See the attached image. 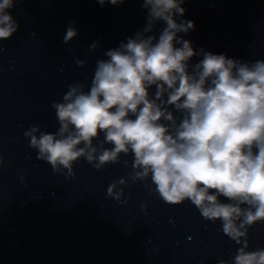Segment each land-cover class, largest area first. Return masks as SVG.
<instances>
[{
  "label": "clouds",
  "instance_id": "clouds-1",
  "mask_svg": "<svg viewBox=\"0 0 264 264\" xmlns=\"http://www.w3.org/2000/svg\"><path fill=\"white\" fill-rule=\"evenodd\" d=\"M97 2L115 6L124 0ZM184 2L143 0L146 26L103 53L89 90L77 82L62 102H52L58 130L47 133L33 125L24 136L37 159L66 178L75 177L73 165L80 158L100 170L120 163L121 154H133L132 183L150 179L145 187L165 203L187 200L205 220H220L223 234L241 245L232 264H264V248L247 251L249 228L264 221V60L194 49L179 35L195 29L183 19ZM13 7L14 0H0V40L20 27L8 11ZM157 22L166 25L158 35ZM77 35L69 21L63 43ZM100 46L94 41L90 50ZM193 57L202 59L192 64ZM101 133L104 139L94 145ZM127 183L114 181L107 195L120 201L124 190L118 186Z\"/></svg>",
  "mask_w": 264,
  "mask_h": 264
},
{
  "label": "water",
  "instance_id": "water-1",
  "mask_svg": "<svg viewBox=\"0 0 264 264\" xmlns=\"http://www.w3.org/2000/svg\"><path fill=\"white\" fill-rule=\"evenodd\" d=\"M182 7L235 59L264 60V0H185Z\"/></svg>",
  "mask_w": 264,
  "mask_h": 264
}]
</instances>
